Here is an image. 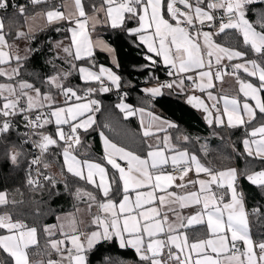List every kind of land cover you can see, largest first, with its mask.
Segmentation results:
<instances>
[{
	"label": "snow or ice",
	"instance_id": "obj_1",
	"mask_svg": "<svg viewBox=\"0 0 264 264\" xmlns=\"http://www.w3.org/2000/svg\"><path fill=\"white\" fill-rule=\"evenodd\" d=\"M257 2L264 0H0L4 14L0 15V141L20 122L28 129L18 133L21 143L12 144L6 158L19 166L21 158L31 155L24 177L27 188L52 196L60 194L62 185L77 202L76 212L78 203L85 202L92 217L83 230L75 212L57 217L56 225L42 227L47 264H89L96 246L112 241H118L121 249H133L137 264H264V234L254 239L249 221L250 216L264 217V205L247 210L240 185L245 180L264 193V12L254 22L248 19L250 5ZM9 9L17 22L23 20L26 31L18 29L13 35L12 21L6 26ZM130 22L136 26L129 27ZM98 27L124 32L134 38L137 48L146 47L144 59L149 63L143 68L151 70L162 63L166 74L176 77L143 89L149 107L165 95L164 89L179 88L183 93L185 79L203 93L225 75L235 76L242 99L208 91L211 106L197 96H188L187 103L207 113L210 126L242 130L243 152L237 155L249 158V164L244 169L206 166L196 154L178 146L193 138L175 121L144 107L134 108L125 102L126 92L115 107L126 118L139 113L145 142L152 138L155 143H146L147 151L141 155L118 146L101 131L105 163L91 156L78 158L90 147L82 142L81 130L95 131V114L101 111V102L92 97L112 91V86L118 93L121 89L122 77L114 70L120 67L115 49L93 38ZM48 29L64 33L69 43L49 41L52 50L60 49L64 55L57 53L47 61L52 71L41 76L26 68L39 49L27 47L21 56L15 41H33ZM226 30L242 38V48L214 40L222 33L229 35ZM97 49L113 58V67L96 64ZM241 72L254 80L242 78ZM186 73L193 75H181ZM74 74L83 88L71 84ZM153 78L158 79L154 73ZM49 125L55 126L54 131H47ZM160 132L163 137L157 135ZM25 144L34 152H26ZM201 149L207 156V145ZM61 156L58 175L49 172ZM193 171L197 179L185 183ZM200 174L207 178H199ZM81 181L92 190L78 186L73 190ZM23 203L0 191V264H32L30 250L39 249L38 227L14 219L9 210ZM190 207L194 212L184 215L181 210ZM195 226L200 229L191 231ZM53 253L57 259H51Z\"/></svg>",
	"mask_w": 264,
	"mask_h": 264
},
{
	"label": "trees",
	"instance_id": "obj_2",
	"mask_svg": "<svg viewBox=\"0 0 264 264\" xmlns=\"http://www.w3.org/2000/svg\"><path fill=\"white\" fill-rule=\"evenodd\" d=\"M250 9L248 19L254 22L264 12V3H254L250 5ZM11 13L12 10L10 9L5 23L7 26L9 20L12 21V32L14 35L16 30L23 29L24 23L22 19H19V22H17L18 18L13 17ZM135 24V22H130L129 27ZM257 30H260L258 25ZM101 31L104 38L115 47L118 54L120 67L116 72L122 77L121 89H125L129 97L125 101L131 102L136 108L144 107L146 110H151L170 121H175L185 134L193 138L190 143H184L181 140L178 146L186 148L192 154H196L206 166L216 169H224L226 167L244 169L249 164V158L237 155L238 152H243L241 143L243 131L238 129L227 131L225 128L215 127L214 125L209 126L203 116L187 103L186 98L165 94L163 97L157 98L151 107H149L148 97L143 91L145 81L152 83L165 77L166 71L164 67L159 65L151 70L143 68L149 62L135 50L137 47L133 43L134 38L129 37L124 32L119 30L113 31L110 28L102 27ZM226 31H229L230 34H220L217 36L218 42L232 48H242V38L238 34H235L234 30ZM64 36V33H58L53 29L37 33L36 39L30 42L31 46L39 49V51L33 53L30 57L26 65L27 70L29 72H36L41 76L50 74L52 68L47 61L51 60L53 56L51 51L52 43H49V41L54 42L60 38H64ZM95 61L97 65L111 66L107 56L100 52L95 53ZM76 63L81 65L83 62L77 61ZM153 73L158 79L153 78ZM24 79L31 80L32 77L24 76ZM0 82H2V78H0ZM70 82L72 85L84 87L83 81H81L77 74H74L70 78ZM93 85L94 83L91 84V86ZM186 94L187 92L184 95ZM98 98L101 102V111L96 114L98 129L103 131L118 146L144 155L147 151L146 143H148V140L145 142L138 121L134 118H124L123 114L115 107L119 99L114 98L111 92L107 95H99ZM260 122L261 120L258 117L255 123L259 124ZM105 124L108 127H104ZM170 131L175 134V130ZM49 132L51 131L49 130ZM19 138L18 132L12 131L8 137L0 141V191H7L9 199L24 201L23 204H18L15 208H9L14 219H22L30 226L35 225L38 227L39 249L33 248L30 250V258L35 259L47 254L44 248L45 238L42 227L54 223L59 214L73 209L74 204H77V202L64 191L62 185L58 186L60 194L52 196H49L47 192L43 194L38 192L33 193L26 187L24 177L30 155L21 158L19 166L12 165L5 155L12 144L19 146ZM88 138H91L93 141L92 146L88 147L86 152L81 150L78 155L82 158L91 156L97 162L105 163L103 161V154L98 147L97 133L95 131L90 133ZM204 142L207 143V156H205L204 151L201 149ZM55 164L57 165L56 170L59 172L60 164H62L60 157ZM240 185L245 195L248 210L257 205H264V193L260 189L245 180H241ZM77 186L85 190H92L90 185H86L82 181L78 185H73V190ZM2 210L0 209V211ZM250 219L253 236L255 239H260L261 234H264V217L257 220L255 217L250 216ZM137 260L138 257L133 249H121L117 241L101 243L89 254V264H137Z\"/></svg>",
	"mask_w": 264,
	"mask_h": 264
},
{
	"label": "crops",
	"instance_id": "obj_3",
	"mask_svg": "<svg viewBox=\"0 0 264 264\" xmlns=\"http://www.w3.org/2000/svg\"><path fill=\"white\" fill-rule=\"evenodd\" d=\"M136 26V24L135 25H132V26H130V27H135ZM101 28L102 27H98L97 28V30H96V32L95 33H93V38H97V37H99V38H101V39H103V40H105L110 46H112L114 49H115V47L111 44V43H109L105 38H104V36H103V33H102V31H101ZM27 30V28H26V26L24 25V27H23V29H22V31H26ZM39 33V32H38ZM214 40L217 42V43H219L218 42V40H217V36L216 37H214ZM57 41H63V43H64V45H67L68 43H69V41L68 40H66L65 38H60L59 40H56V41H54V42H57ZM20 43H24V45H25V48H27V47H32L31 46V42L30 41H27V40H16L15 41V45L17 46L18 44H20ZM221 44V43H220ZM223 45V44H222ZM223 46H225V45H223ZM135 47H136V45H135ZM25 48H23V49H25ZM33 48V47H32ZM21 49V48H20ZM16 50V49H15ZM137 52H139V54H141V55H143V57H144V55H145V53L147 52V49H146V47H144V46H141V48H137V49H135ZM51 51H52V56L54 57L57 53H59V55L61 56V57H63V55H64V53L60 50V49H55V50H52L51 49ZM96 52H100V53H102L103 55H105V56H107V58L109 59V62H110V65L111 66H107V67H113V58L111 57V56H109V54L108 53H106V52H104V51H101V50H99V49H97L96 50ZM95 52V53H96ZM33 54H31V56H32ZM115 57L116 58H118V61H119V57H118V54H117V52H116V49H115ZM155 58V57H154ZM249 58H254V57H249ZM234 62H236V61H233V63ZM58 63H60L59 61H58ZM223 63H228L226 60L225 61H223ZM120 64V63H119ZM160 66H162V67H164L163 66V64L161 63V64H159ZM86 66V65H85ZM104 66H106V65H104ZM64 67H67V65H64ZM119 69V68H118ZM118 69H114L115 71L116 70H118ZM98 70V69H97ZM193 74V73H192ZM182 75V74H181ZM185 75H189V74H184V75H182V76H185ZM241 76H242V78H245V79H247V80H249V81H253L254 80V78H251V77H247L246 76V74H244V73H242L241 72ZM176 77H174V79H175ZM149 81H145V87L144 88H148V87H157V86H159V84L158 83H156L155 81L154 82H152V83H148ZM92 83H94V85L93 86H96V87H99V84H98V82H92ZM106 84H108V82L106 81L105 82ZM189 80H186L185 79V81H184V92L183 93H180V89L179 88H173V89H164V92H165V94H170V95H173V96H181V97H184V98H186V100H187V97L188 96H197V97H200V99H202V100H204L205 101V103L206 104H208L209 106H211V101H209L208 99H207V92L208 91H211L212 93H213V95H216V96H220V95H225V96H228V97H237V98H240V99H242V94H240L239 93V91H238V89H239V84H238V82H237V79H236V77L235 76H233V75H225L224 77H223V81L222 82H217V81H215V88H213V89H206V91L205 92H200L198 89H195V88H192L191 86H189ZM113 90H115V89H113ZM111 92V91H110ZM185 92H187V94L186 95H184L185 94ZM177 93H180V94H177ZM107 94H109V92L108 93H98V94H96V95H94L92 98H94V99H98L99 100V95L100 96H102V95H107ZM184 95V96H183ZM262 96H264V93H262L261 94ZM59 102L61 103V104H63V97H59ZM119 102V101H118ZM117 102V103H118ZM126 103H128V104H130L131 106H133L134 108H136L131 102H129V101H125ZM69 103H71V102H69ZM116 103V104H117ZM193 103H195V101L193 102ZM250 103H253L254 104V102L253 101H250ZM192 106V105H191ZM193 107V106H192ZM219 107H221L222 108V101H221V104L219 105ZM198 113H200V115H202L203 116V118H204V113L201 111V110H199V109H196V107H193ZM119 110V109H118ZM120 111V110H119ZM214 111V110H213ZM122 113V112H121ZM97 114V113H96ZM95 114V119H96V122H97V115ZM123 114V116H124V118H126L125 117V114L124 113H122ZM259 117V116H258ZM132 118H134V119H136L137 121H138V123H139V125H140V129H141V133H142V128H141V117H140V115H139V113H137L136 115H133V116H128L126 119H132ZM258 125V124H257ZM66 127V126H65ZM93 127H95L96 128V130H95V132L97 133V135H98V138H97V143H98V147H99V149H100V151H101V153L103 154V142H102V139H101V137H100V130L98 129V125L96 124V125H94ZM225 128V130H230V129H228V128H226V127H224ZM54 129H55V126L54 125H49L48 127H47V131H54ZM170 131V130H169ZM92 132H94L92 129H89L88 130V132L87 133H83V130H81V140H82V142L85 144V145H88V146H92V144H93V141L91 140V138H88V135H90V133H92ZM157 135H159V136H161V137H163V135H164V133L163 132H160V133H157ZM87 139V140H86ZM148 140V143H152V144H154L155 143V141L152 139V138H148L147 139ZM242 150H243V145H242ZM78 158H81V159H84V158H82L81 156H79L78 155ZM199 158V157H198ZM200 159V158H199ZM201 160V159H200ZM60 161H61V163H62V161H63V158H62V156L60 157ZM118 162L119 163H121L122 164V166L124 165V161H119L118 160ZM201 163H203L202 161H201ZM203 164H205V163H203ZM107 167H111L110 165H108ZM57 169V165L55 164V163H53L52 164V166L50 167V169H48V171L49 172H51V173H53V174H58L59 172L56 170ZM174 175H179V174H174ZM199 178H207V177H205L204 176V174H200V177ZM189 179H197V176H196V174H195V172L193 171V172H190L189 173V175L187 176V177H185V183H187V181L189 180ZM176 184H179L180 183V181H179V179H177V181L175 182ZM198 187V186H197ZM176 191H180L179 189H176ZM78 207H79V209H80V211L79 212H76V208H73V209H71V210H69V211H67V212H64V213H61V214H59L57 217H61L62 219L66 216V214H68V213H74L75 212V214H76V218L78 219V220H81V221H83V223L80 225V228L83 230L84 229V227H85V225H87V224H89L90 222H91V216L89 215V213H88V209H87V204L85 203V202H81V204H79L78 205ZM245 207H246V209L248 210V208H247V205H246V202H245ZM182 211V213L184 214V215H189V214H191V213H193L194 212V208H192V207H190V208H185V209H183V210H181ZM92 212L93 213H95L96 212V209H95V207L92 209ZM249 221H250V228H251V219H250V217H249ZM58 223V220H57V218H56V220H55V222L54 223H52V224H49V225H56ZM200 229V226H195V228L194 229H192L191 231H198ZM251 231H252V228H251ZM3 232V230H0V233H2ZM201 235H203V233H201ZM252 235H253V232H252ZM253 238H254V236H253ZM255 239V238H254ZM117 243H118V241H117ZM119 244V243H118ZM70 246V245H69ZM49 259V256L46 254V256H39V257H37V258H35V259H31L30 258V260H31V262H32V264H47V260ZM51 259H57V257H56V255L53 253L52 254V256H51Z\"/></svg>",
	"mask_w": 264,
	"mask_h": 264
},
{
	"label": "built area",
	"instance_id": "obj_4",
	"mask_svg": "<svg viewBox=\"0 0 264 264\" xmlns=\"http://www.w3.org/2000/svg\"><path fill=\"white\" fill-rule=\"evenodd\" d=\"M178 7H181L182 9H183V6L182 5H178ZM10 10H8V12H9ZM0 15H4L3 13H0ZM205 30H208V29H205ZM186 76V75H185ZM174 77H169L167 74H166V76L165 77H163V78H161L160 80H158V82L160 83V82H164V81H171L172 79H173ZM218 82V81H217ZM190 86L192 87V88H194L193 86H192V82L190 81ZM112 93V96L113 97H115V98H119V96H122L125 92L124 91H122V90H119V93H118V91L117 90H115V91H112L111 92ZM128 98V95H127V97H126V99ZM71 102V101H70ZM17 121H19V118H17ZM13 131H16V132H18V133H24V132H26V131H28V129H26L24 126H23V123L22 122H20V124H19V127L18 128H14V130ZM21 140H22V137L20 136V138H19V145H20V143H21ZM23 148H24V150L26 151V152H28V153H33L34 152V150L30 147V145H28V144H25V145H23ZM32 157H31V155H30V157H29V160L31 159ZM173 174H179V173H173ZM27 187V186H26Z\"/></svg>",
	"mask_w": 264,
	"mask_h": 264
},
{
	"label": "rangeland",
	"instance_id": "obj_5",
	"mask_svg": "<svg viewBox=\"0 0 264 264\" xmlns=\"http://www.w3.org/2000/svg\"><path fill=\"white\" fill-rule=\"evenodd\" d=\"M257 3H259V2H257ZM21 48V49H20ZM23 48H25V45H24V43H20V44H18L17 45V48H16V51H18L19 52V54L21 55V56H23V55H25V49H23ZM58 63V62H57ZM59 64V63H58ZM186 74H189V75H193L192 73H186ZM182 75H184V74H182ZM174 79V78H173ZM172 79V80H173ZM108 82V81H107ZM156 83H158L159 84V82L158 81H155ZM110 82H108V84H109ZM214 83H215V81H214ZM113 89H115V90H117L116 88H115V86H112V90ZM207 145V143L206 142H204L203 143V145ZM257 239H259V238H257Z\"/></svg>",
	"mask_w": 264,
	"mask_h": 264
},
{
	"label": "water",
	"instance_id": "obj_6",
	"mask_svg": "<svg viewBox=\"0 0 264 264\" xmlns=\"http://www.w3.org/2000/svg\"><path fill=\"white\" fill-rule=\"evenodd\" d=\"M196 109H198V108H196ZM199 110H201L202 112H203V110L202 109H199ZM204 113V112H203ZM205 115H204V120H205V116L207 115V113H204ZM205 122L207 123V121L205 120ZM208 124V123H207ZM209 125V124H208ZM210 126V125H209Z\"/></svg>",
	"mask_w": 264,
	"mask_h": 264
},
{
	"label": "bare ground",
	"instance_id": "obj_7",
	"mask_svg": "<svg viewBox=\"0 0 264 264\" xmlns=\"http://www.w3.org/2000/svg\"><path fill=\"white\" fill-rule=\"evenodd\" d=\"M9 10H10V9H9ZM105 82H106V81H105ZM189 83H190V81H189ZM120 90H122V91L126 92V90H125V89H124V90H123V89H120ZM112 91H115V90H112ZM112 91H111V92H112ZM126 93H127V92H126ZM127 95H128V94H127ZM114 98H115V97H114ZM128 98H129V97H128ZM128 98H127V99H128ZM117 99H119V98H117ZM127 99H126V100H127Z\"/></svg>",
	"mask_w": 264,
	"mask_h": 264
}]
</instances>
